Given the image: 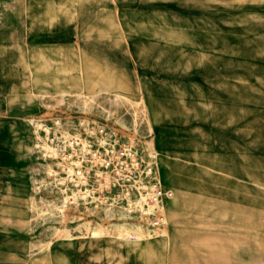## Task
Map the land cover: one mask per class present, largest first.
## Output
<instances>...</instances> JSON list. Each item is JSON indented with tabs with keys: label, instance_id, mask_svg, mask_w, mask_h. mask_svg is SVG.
I'll use <instances>...</instances> for the list:
<instances>
[{
	"label": "rangeland",
	"instance_id": "374dc122",
	"mask_svg": "<svg viewBox=\"0 0 264 264\" xmlns=\"http://www.w3.org/2000/svg\"><path fill=\"white\" fill-rule=\"evenodd\" d=\"M30 1L33 13L57 20L26 25L63 40L70 57L64 85L55 79L51 89L27 92L41 108L26 118L32 141H22L24 223L29 254L42 255L36 264H264V0ZM28 40L0 38V109L2 74L13 77ZM64 113L139 138L163 187L171 167L177 188L163 201L164 227L148 229L106 196L70 199L55 185L35 144L39 123ZM137 225L129 238L118 233ZM82 240L89 256L75 250Z\"/></svg>",
	"mask_w": 264,
	"mask_h": 264
},
{
	"label": "built area",
	"instance_id": "2783aa9c",
	"mask_svg": "<svg viewBox=\"0 0 264 264\" xmlns=\"http://www.w3.org/2000/svg\"><path fill=\"white\" fill-rule=\"evenodd\" d=\"M38 127L36 152L68 198L92 202L103 195L148 229L164 226L163 201L173 192L159 182L155 155L143 141L109 121L85 115L64 113Z\"/></svg>",
	"mask_w": 264,
	"mask_h": 264
},
{
	"label": "crops",
	"instance_id": "0c3cea01",
	"mask_svg": "<svg viewBox=\"0 0 264 264\" xmlns=\"http://www.w3.org/2000/svg\"><path fill=\"white\" fill-rule=\"evenodd\" d=\"M34 9L36 4L30 0H0V38H29L20 62L10 68L14 71L13 77L2 74L5 103L0 109V264H36L37 258L42 257L29 254V238L24 223L26 211L22 205L26 195L24 170L29 166V151L25 150L22 141L25 134L31 141L33 139L26 118L36 117L41 112L38 99L33 95L29 98L27 92H37L45 86L51 89L55 79L64 85V58H70L67 57L68 46L63 40L53 42L51 35L47 40L48 34L42 29L26 25L57 20L52 13L36 14L32 12ZM46 59L54 61L48 65ZM33 81L37 86L34 90ZM10 198L14 199L17 207L7 206L11 203ZM178 198L174 204L176 210L180 205ZM176 225L174 219L167 225L172 231L168 249L174 243ZM88 245V241L82 240L76 243L75 250L78 254L86 252L89 256L91 250L87 249ZM43 256L46 257V254Z\"/></svg>",
	"mask_w": 264,
	"mask_h": 264
},
{
	"label": "bare ground",
	"instance_id": "6f19581e",
	"mask_svg": "<svg viewBox=\"0 0 264 264\" xmlns=\"http://www.w3.org/2000/svg\"><path fill=\"white\" fill-rule=\"evenodd\" d=\"M53 61L54 60L51 61L50 59H46V62L48 63V65L51 62H53ZM162 173H163V171H162ZM163 174H164V179H165L164 181H166V187L170 188L172 190V192L174 193V191L176 190L177 186L175 185L176 184L175 183V180L171 177V167H169V168L168 167H165ZM173 200H174V195L172 194V196L170 198H168V201L171 202ZM66 202H67V197H64V205L66 204ZM173 204H175V203H173ZM140 229L141 228H140L139 225L135 226L134 228H128L127 226L126 227L122 226L120 228V231L121 232H118V233L122 237L129 238L130 236H133L134 235V232L140 231ZM113 255H115L118 260H122L123 251L121 249H119V248H116L115 249V253Z\"/></svg>",
	"mask_w": 264,
	"mask_h": 264
}]
</instances>
